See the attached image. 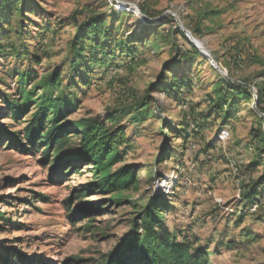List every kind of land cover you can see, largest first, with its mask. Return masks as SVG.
<instances>
[{
    "label": "rangeland",
    "instance_id": "rangeland-1",
    "mask_svg": "<svg viewBox=\"0 0 264 264\" xmlns=\"http://www.w3.org/2000/svg\"><path fill=\"white\" fill-rule=\"evenodd\" d=\"M32 1L31 9L26 12L28 21L23 36L16 38L17 29L12 27L13 33L3 40L2 46L13 49L0 53V127L21 133L28 121L29 115L13 121L4 103L6 99L19 98L18 74L32 73L35 81L31 80L26 90L58 70L64 77L63 62L69 53L65 44L75 35L69 25L71 16L88 7L114 15L112 44L136 40L138 35L151 57L141 58L140 67L133 73L121 70L111 75L113 79L96 80V85L84 94L64 81L67 93L79 101L72 119L86 115L104 118L109 110L128 103L127 99L146 96L151 102V116L144 123L134 124L127 118L121 124L128 138L124 161L139 168L140 191L132 196V205L110 206L101 217L83 213L86 203L98 202L101 197L75 196L80 186L91 181L92 175L86 168L64 176L43 165L41 149L22 153L6 148L7 141H0V212L7 220L0 221V247H13L24 257L36 259L37 264H72L73 259L102 264L115 258L110 256L129 240L137 212L149 201L159 199L173 206L172 213L165 216L166 229L197 237L201 241L198 247L211 252L210 264H264V220L258 223L255 217L248 216L242 228H233V221L239 215L240 185L244 180L241 172L249 171L255 178L264 171V166L255 172L246 169L251 157L245 144L251 124L258 119L252 103H240L242 114L234 116L229 126L219 133L216 130L221 122L215 118H212L214 127L203 133L202 147L213 137L218 142L216 150L211 151L214 182L190 169L191 162L185 156L191 155L198 145H187L177 138V133L170 131L186 123V108H192L195 116L206 113V102L215 100L214 92L222 79L252 86L264 82V0ZM143 6L159 13L150 22L167 21L158 35L145 34L149 31L140 10ZM110 18L106 20L109 22ZM30 23L34 25L28 26ZM43 25H48L53 35L52 43L45 50L40 48L38 29ZM170 28L172 36L164 35ZM151 45L160 48L151 53ZM191 47L200 55L177 60L180 48L190 50ZM174 77L190 83V90L182 95L187 105L182 107L162 95L159 89V84ZM252 90L255 94L256 89L252 87ZM197 149L191 156L192 162L200 158ZM164 150V158L171 159L158 163ZM181 153L185 160L174 163ZM240 230L255 234L256 241L247 247L237 245L234 250L218 244L226 232V242H237L241 238ZM12 264L20 263L12 259Z\"/></svg>",
    "mask_w": 264,
    "mask_h": 264
},
{
    "label": "trees",
    "instance_id": "trees-1",
    "mask_svg": "<svg viewBox=\"0 0 264 264\" xmlns=\"http://www.w3.org/2000/svg\"><path fill=\"white\" fill-rule=\"evenodd\" d=\"M32 4V0H0V53L12 52L11 46H2L3 40L13 33L12 27L17 29L14 32L16 38L23 36V29L28 21L26 12L31 9ZM140 10L146 17L145 28L149 32L145 34L148 36L158 35V31L167 25L166 20L150 22L156 19L159 13L144 6ZM99 11L98 8L88 7L85 10H78L71 16L69 25L74 28L75 35L65 44L69 53L63 62V68L66 69L64 77L61 76L62 71L58 70L56 74L39 79L36 86L29 85L30 90H26V85L34 80V77L31 72L18 74L19 98L6 99L4 103L8 110L7 115L13 121L18 122L23 115H29L28 121L21 133L9 132L0 127V141H7L6 148L22 153L30 149H41L43 165L50 166L53 172L68 176L71 172L79 173L86 168L92 175L91 181L80 186L75 191V196L85 198L91 195L102 198L98 202H88L84 205L86 211L83 213L91 214L92 217L105 215L108 207L113 205H132L130 201L132 196L140 191V174L138 167L124 161L128 138L121 124L127 118L134 124L144 123L151 116V102L146 96L132 101L127 99L128 103L116 110H109L104 118L86 115L77 120L72 119L79 101L67 93L69 90L63 86L64 81L69 86L80 89L81 94H84L96 85V80L113 79L111 75L121 70L133 73L140 67L141 58L151 57L146 54L145 45L140 43L138 35L136 40H123L119 43L115 41L112 44V35L115 33L112 31L114 15H106ZM107 17H112L109 22L106 20ZM31 25L34 24H28ZM38 29L40 48L45 50L52 43L53 35L50 34L51 29L48 25ZM171 29L163 34L172 36ZM143 37L147 39L146 35ZM159 48L157 45H151L149 52L156 53ZM198 55L200 53L193 47L190 50L180 48L177 60ZM33 58L37 64L40 63L37 57ZM159 85L161 94L166 98L177 102L180 107L187 105L186 100H182V95L190 90V83L186 79L174 77ZM252 87L256 89L255 94ZM214 95L215 100L209 99L206 102L208 108L206 113L195 116L192 108H186L184 116L186 123L179 129L170 128V131L177 133V138H181L185 144L198 145V149L197 146L195 149L199 154V160L191 161L195 149L191 155L185 156L191 162L190 169L199 171L201 175L213 172L211 151L216 150L218 142L213 137L204 147L201 146L205 130L214 127L212 118L221 122L216 130L217 134L229 126L234 116L239 117L242 114L240 103H252L258 119L251 124L249 140L245 144L251 157L246 169L257 171L259 167L264 166V82L252 86L230 78L222 79ZM167 147L168 144L165 145V150ZM165 150L158 163L168 159L170 161L171 157L164 158ZM178 159L185 160L184 153L179 154L174 163L177 161L179 163ZM241 173L244 180L242 184L240 183L239 215L233 221L235 229L242 228L248 216L255 217L254 220L258 223L264 220V171L255 178L249 171ZM181 175L183 178L184 174ZM207 179L216 181L215 172ZM172 210L173 206L166 200L149 201L148 205L137 212V217L132 221L129 240L115 251V255L110 256H116L115 258H110L102 264H210L211 252L205 247H198L201 241L197 237L188 236L184 231L169 232L166 229L165 216L171 214ZM86 219L84 216L83 221ZM0 221H7L1 212ZM226 233L220 237L218 244L228 250H234L237 245L247 247L248 243L257 239L249 230H240L242 240L240 238L237 242L233 240L226 242L225 239L228 238ZM12 259L20 264H37L36 259L24 257L13 247H0V264H12ZM71 262L89 264L79 259H73Z\"/></svg>",
    "mask_w": 264,
    "mask_h": 264
},
{
    "label": "crops",
    "instance_id": "crops-1",
    "mask_svg": "<svg viewBox=\"0 0 264 264\" xmlns=\"http://www.w3.org/2000/svg\"><path fill=\"white\" fill-rule=\"evenodd\" d=\"M213 152V151H212ZM213 154V153H212ZM210 175H214V171L212 173H205L204 176L209 177Z\"/></svg>",
    "mask_w": 264,
    "mask_h": 264
}]
</instances>
